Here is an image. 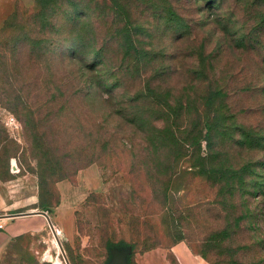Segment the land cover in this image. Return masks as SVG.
<instances>
[{"label": "rangeland", "instance_id": "rangeland-1", "mask_svg": "<svg viewBox=\"0 0 264 264\" xmlns=\"http://www.w3.org/2000/svg\"><path fill=\"white\" fill-rule=\"evenodd\" d=\"M127 1L129 15L107 0H56L45 14L55 29L15 22L23 36L37 30L66 45L61 54L50 44L59 54L40 76H9L0 50V214L44 201L63 234L58 246L45 219L12 237L0 264H55L48 251L64 264H105L108 240L122 239L132 258L162 249L181 264L171 248L183 241L206 264H264V0ZM38 5L0 0V29L16 8L28 15ZM72 14L89 35L84 63L101 62L97 71L68 54ZM81 72L114 91L91 101L53 94ZM147 80L182 107L177 120L138 99ZM208 97L218 114L209 141ZM168 124L180 126L179 148L160 137ZM195 133L200 143H189Z\"/></svg>", "mask_w": 264, "mask_h": 264}, {"label": "trees", "instance_id": "trees-1", "mask_svg": "<svg viewBox=\"0 0 264 264\" xmlns=\"http://www.w3.org/2000/svg\"><path fill=\"white\" fill-rule=\"evenodd\" d=\"M107 1L111 4L114 9H116L117 12L129 15V4L127 0ZM54 3H56V0H39V5L37 7L32 8L31 12L28 15H23L20 10L16 8L5 20L4 25L0 29V50H3V60L1 61V64L6 67L9 76H13V78H19L20 76L27 77L33 75H36V77L40 76V74H42L43 72L42 69L44 68V65L41 66L42 61H44V64H46V62H50L54 58H56L54 54H59L56 50L49 52L50 44H53L54 46L57 45L58 51L61 54H66V45L57 44L56 41H50V44H47V42H45V40L48 39L47 36L41 33L37 34V30H34L35 32L31 35L27 34L23 36L21 31H19L21 27L18 28L19 25H16L17 27L15 28V22L18 23L17 21L21 20L30 25L33 24V27H37V24L43 28L48 29L50 27L52 29L54 27L55 29L57 27V23L55 22L53 24V22L51 21L52 18L48 20V16L45 15L48 11H50L49 9ZM74 11L76 13L78 12L77 9ZM72 15V17L70 16L71 19L69 20V24L66 28V30L68 31L67 36L63 37V39L65 40L68 36L70 38L69 41L71 43L67 45V49H69L68 54L69 56H71V59L74 60L75 63L79 62V64L83 65L89 72H93L94 70L97 71L99 69L98 66L101 62H96L93 65L89 66L88 64L84 63V50L86 47V39L87 37H89V35L85 33V30L77 29L79 18H81L82 16H78V14ZM23 17H25L24 20ZM13 30L18 32H15L10 37H8L7 33ZM94 53L97 55H102L103 51L98 50ZM261 56L262 61L264 62V54L262 53ZM102 62L104 63V61ZM87 66L89 68H87ZM256 69L259 70L260 73H264V65L259 66ZM98 75L99 74L93 76L89 75V73L87 74V72L86 74L85 72H81L79 74L78 81L74 80L64 84L66 88H64V86L62 85L57 86L53 94L58 91H68L66 92V94L69 93V96H67L68 100L72 95H80L81 97H83L84 100L87 101H91L97 96L104 97V95L106 96V94L110 95V93H112V91L114 90L105 86V83H103L101 79L97 78ZM145 86L146 90L141 92L138 99H142V101L147 100L149 102H156V100L159 101L157 103L164 104V106L168 108L169 113L167 114L171 116L173 120H177V113L181 112L182 107H174L173 105L175 103V100H173L171 96H165V93L160 88L155 87L153 83L150 82V80H147L145 82ZM47 93L50 95V90ZM211 102L212 98L208 97L205 102V105L203 106V110L201 111V121L203 122L204 129H206L204 138L208 141L211 140V132L216 127L218 118L216 109H211ZM178 103L180 105L181 101L179 100ZM182 126L185 127V124ZM249 132H251V130L247 128V124L244 122V137L246 141H249L248 139L251 135ZM182 134L183 133L180 130L179 125L168 124L163 127L160 137L163 140L164 144L179 148L180 141L182 142L185 140V138L182 137ZM202 137L203 135L199 136L198 133H195L192 135V138L189 143H194L198 141L200 143V139ZM40 206L42 209H49L48 204L44 201L40 204ZM0 229L2 228L0 227ZM176 230L178 233V239L183 238V231L179 227ZM227 234L228 228H224L220 231L221 237H227ZM107 244L109 250L115 246L122 247L132 245L134 247L133 243H130L123 239L118 242L108 240ZM131 253L129 255V264H133V258ZM107 262L108 260L105 264H107Z\"/></svg>", "mask_w": 264, "mask_h": 264}, {"label": "crops", "instance_id": "crops-1", "mask_svg": "<svg viewBox=\"0 0 264 264\" xmlns=\"http://www.w3.org/2000/svg\"><path fill=\"white\" fill-rule=\"evenodd\" d=\"M2 196L0 192V197ZM1 209V208H0ZM43 210L40 207L34 210ZM31 211V210H30ZM18 212L8 210L4 214H11L2 217L5 220V225L0 229V253L3 251L8 242L19 234L25 232H35L40 231L41 228L48 222L47 217L42 213H34L30 215H12ZM171 250L176 254L178 260L181 264H206V262L198 255L194 254L189 246L183 242L179 241L174 244ZM168 250L164 251L162 249L149 250L146 252H138L133 258V264H170L168 257Z\"/></svg>", "mask_w": 264, "mask_h": 264}, {"label": "water", "instance_id": "water-1", "mask_svg": "<svg viewBox=\"0 0 264 264\" xmlns=\"http://www.w3.org/2000/svg\"><path fill=\"white\" fill-rule=\"evenodd\" d=\"M34 213H42L44 214L47 219H48V223L50 225V227L52 228L54 234L56 236L58 235V229L55 227L51 216L49 215V213L45 210H31V211H23V212H18L12 215H27V214H34ZM7 215H11V214H0V217H4ZM60 242V240H59ZM132 252V246L128 245V246H115L112 247L110 249V259L108 260L107 264H129V255Z\"/></svg>", "mask_w": 264, "mask_h": 264}, {"label": "bare ground", "instance_id": "bare-ground-1", "mask_svg": "<svg viewBox=\"0 0 264 264\" xmlns=\"http://www.w3.org/2000/svg\"><path fill=\"white\" fill-rule=\"evenodd\" d=\"M34 210V209H33ZM36 210H39V209H36ZM58 232L60 233V235L61 236H63V234H62V231L61 230H59L58 229ZM55 235V234H54ZM65 237V236H64ZM64 239V238H63ZM59 240H60V238H59V236H56L55 235V238H54V242L59 246ZM48 255L50 256V259H51V261H53L55 264H64V262L60 259V257L59 256H54V255H52L51 253H50V251H48Z\"/></svg>", "mask_w": 264, "mask_h": 264}]
</instances>
